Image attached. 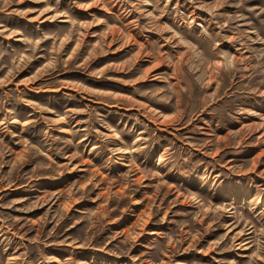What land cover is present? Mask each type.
I'll use <instances>...</instances> for the list:
<instances>
[{
    "label": "rangeland",
    "instance_id": "obj_1",
    "mask_svg": "<svg viewBox=\"0 0 264 264\" xmlns=\"http://www.w3.org/2000/svg\"><path fill=\"white\" fill-rule=\"evenodd\" d=\"M0 264H264V0H0Z\"/></svg>",
    "mask_w": 264,
    "mask_h": 264
}]
</instances>
